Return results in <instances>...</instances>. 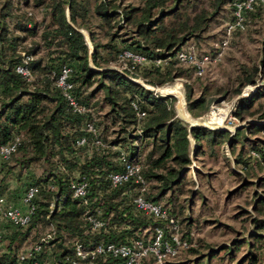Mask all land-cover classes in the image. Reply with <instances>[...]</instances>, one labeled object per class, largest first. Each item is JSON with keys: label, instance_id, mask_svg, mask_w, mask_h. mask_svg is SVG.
<instances>
[{"label": "trees", "instance_id": "obj_1", "mask_svg": "<svg viewBox=\"0 0 264 264\" xmlns=\"http://www.w3.org/2000/svg\"><path fill=\"white\" fill-rule=\"evenodd\" d=\"M234 1L209 0V10L205 5L197 9L198 0H139L137 5H123L124 0H0V144L17 139L15 152L0 164L1 178L14 171L19 177L24 172L29 175L32 166L41 168L39 176H28L18 204L14 203L21 204L30 186L38 187L30 221L22 226L1 224L0 264H17L18 255L27 248L23 244L33 241L32 247L44 237L38 264H89L75 257L76 242L90 246L100 241L129 243L152 236L157 225L170 237L165 220L135 208L134 184L111 186L108 175L122 169L121 152L140 164L147 184L145 198L163 206L177 220L182 221L183 206L177 202L186 191L191 156L207 152L217 158L223 143L233 155L239 145L233 159L242 172L233 174L245 182L242 188L247 187L246 178L253 174L244 145L263 158L264 142L248 138L246 132L264 131V123H252L233 133L204 126L189 128L175 116L173 96L154 93L135 82L142 79L160 87L175 78H187L174 68L179 63L177 52L193 49L189 40L197 38L226 4L231 5V22ZM263 8L264 3L256 1L245 13V29H235L230 38L244 32L250 18L259 17ZM127 26L132 28L121 34ZM124 50L162 62L144 66L128 60L124 68H114ZM19 65L29 70L30 77L17 72ZM64 66L71 68L69 93L84 111L74 110L57 85ZM257 78L264 80V36L254 64L242 66L236 92L255 85ZM184 87L189 114L198 117L206 112L210 100L205 90L195 96L191 84ZM262 98L264 83L237 100L233 115L244 120L259 114L258 119L264 120ZM95 111L102 112L98 121ZM87 123L94 126V132L86 130ZM82 137L85 144L78 145ZM72 180L86 181L87 202L73 197ZM256 180L264 185V177ZM3 183L0 195L6 196L1 191ZM254 199L253 210L263 217L251 216L246 236L221 248L224 255L233 257L245 246L237 264H264V195L254 192ZM87 216L103 225L94 229ZM43 230L47 231L38 237ZM209 249L192 264H210L218 252ZM122 263L120 257L98 255L91 264ZM140 264L156 263L148 258Z\"/></svg>", "mask_w": 264, "mask_h": 264}, {"label": "rangeland", "instance_id": "obj_2", "mask_svg": "<svg viewBox=\"0 0 264 264\" xmlns=\"http://www.w3.org/2000/svg\"><path fill=\"white\" fill-rule=\"evenodd\" d=\"M208 2L209 0H198L196 8L200 9L205 5V8L212 10L208 6ZM127 4L137 5L139 4V0H124L123 5ZM189 10L191 11V9ZM230 19L231 5L226 4L208 22L205 30L201 31L197 38L189 40L195 45L192 50H194L198 57L204 54L213 56L217 47L220 46L221 40L224 38V29ZM248 24L244 32L236 33L230 38L226 47L219 48L222 52L221 58L206 64L201 75H197L195 69H191V65L178 63L174 65V68L187 74L185 75L187 78L178 77L160 87L152 86L142 79L135 80L140 84L151 86L161 92L165 88H176L182 95L184 108L188 114L184 85L186 83L191 84L195 96L205 90L207 99L210 100L208 102V109L198 117H192L189 114L193 119L202 120V118L210 113L211 105L214 104L226 114L224 126L242 125V127H246L252 123L263 124L264 120L258 119L259 114L246 116L244 120H240L233 115L237 100L241 97L250 96L259 85L264 83V80L257 78L255 85H246L241 87L239 93L236 92L240 87L239 79L242 66L251 67L258 58L259 48L264 36V8L260 16L251 17ZM131 28V26H127V31H122L121 34L128 33V30ZM83 32L86 36L84 30ZM122 65L123 62L119 60V62L114 63L112 66L122 69ZM171 94L170 96L174 97L175 116L187 123V119L184 118L179 108L180 96L177 93ZM261 102L264 104V98L261 99ZM100 114L102 112H94L97 121ZM209 118L207 117L204 120ZM117 128V126L114 127V130ZM248 132H246L248 138L256 140L258 143L260 141L264 142V131H257L256 133ZM191 148L192 150L194 149L192 141ZM244 149V154L251 158L253 174L251 177L246 178V182L249 183L246 188L241 187L245 182H239V178L233 174V172H242L240 166L236 165L233 159L239 150V145L235 148L233 155L230 153L228 144L223 143L219 147L217 158L209 156L207 152L196 157L191 156L190 171L186 177L188 180L185 185L186 191L184 195L179 197L177 202V205L183 206L182 214L179 217L182 221L176 219V233L178 237L183 238L187 242V245L181 248L177 256L170 258L166 264H192L195 258L205 256L209 252V248L216 249L218 252V255H215L210 260V264H237L239 259L243 258L246 250L245 246L237 250L233 257L224 255V250L221 248L232 246L235 240L242 238L244 235L246 236L251 216L263 217L262 214L253 210V206L256 204L254 192L264 195V185L257 184L256 180L257 177H264V157L262 158L260 154H257L256 151L246 144L244 145ZM252 151L256 154L253 155ZM256 160L259 162H256ZM8 164L12 166L13 162L9 161ZM31 170L29 175H33L34 177L39 176L41 173L39 166H32ZM15 172L5 174L3 178H1L2 173H0V183L4 182L3 190L1 191L6 194L11 202L18 204L22 191L28 182L27 178L29 175L27 172H24L19 177ZM46 231H41L38 237ZM32 243L33 241H27L22 247H30ZM243 264L246 263L244 262Z\"/></svg>", "mask_w": 264, "mask_h": 264}, {"label": "built area", "instance_id": "obj_3", "mask_svg": "<svg viewBox=\"0 0 264 264\" xmlns=\"http://www.w3.org/2000/svg\"><path fill=\"white\" fill-rule=\"evenodd\" d=\"M256 1L264 0H235L232 3L233 8V19L228 22L225 28L226 36L221 40L220 46L217 47L213 56L204 54L197 56L194 50H181L177 52L176 59L181 64H187L194 66L195 73L201 75L204 71V66L212 61H217L221 58L222 52L219 48H224L229 42V38L235 29H245V13L250 10ZM131 61L134 64L149 66L151 64L160 65V59H149L144 55L133 53L129 50H124L120 55V61L123 62L122 68L126 66L127 61ZM17 72L24 76L30 77V72L25 67L19 65L16 68ZM71 68L64 66L62 72L58 78L57 85L62 88L64 95L66 96L69 104L76 111H84V108L78 104V102L70 95L69 90L72 85L67 81ZM154 91V93L165 96L167 92L157 91L151 86L144 85ZM220 109L214 104L211 105L210 113L220 114ZM207 114L202 120L206 119ZM143 116L144 113H140ZM221 115V114H220ZM226 114L224 113L223 118L220 122H212L210 125L205 124L209 127L229 128L231 132L234 131V126H224ZM204 124V123H203ZM86 130L94 132V126L91 123L86 124ZM86 139L84 137L77 141L78 145L85 144ZM96 143H100L97 141ZM17 146V139L14 142L8 144H0V164L9 159V157L15 152ZM252 154L256 153L252 151ZM119 161L122 164V169L119 171L111 172L108 175V180L113 187L123 185L125 183H132L136 186V195L132 202L135 208L146 216L153 217L158 220H165L166 227L169 229L170 237H166L164 228L157 225L154 227L152 236L145 238H136L129 243L120 242H104L100 241L94 246L85 245L82 242H76L74 244L75 257L78 260L84 261L91 264L98 255H111L114 257H120L123 259L122 264H140L144 259L153 258L156 264H165L170 258L177 256L179 250L187 245L185 240L177 235V222L176 219L169 216L167 210L155 202L149 201L145 198L144 194L147 190V184L145 179L140 173V164L127 158L124 152L120 153ZM72 195L75 198L87 202V183L83 180H72L69 184ZM38 187L30 186L24 193L21 204L16 205L10 202L6 196L0 195V243L2 242L3 229L1 224L9 223L14 226L26 225L35 210V206L32 200ZM87 219L92 223L94 229L99 228L103 225V222L97 220L92 216H87ZM46 242V237L34 244L32 247H27L19 255L17 264H38L37 255L42 251L43 244ZM75 263V261H73Z\"/></svg>", "mask_w": 264, "mask_h": 264}, {"label": "bare ground", "instance_id": "obj_4", "mask_svg": "<svg viewBox=\"0 0 264 264\" xmlns=\"http://www.w3.org/2000/svg\"><path fill=\"white\" fill-rule=\"evenodd\" d=\"M163 92H170V93H177L180 98H181V101H180V104H179V108H180V111L182 113V115L184 116V118L187 119V121L189 122H197V123H204V124H211L212 122H220L221 119L223 118V115L225 112H222L220 111V114L218 113H214V112H211V114L208 116L210 117L209 119L207 120H197V119H193L189 116V114L186 112L185 108H184V104H183V101H182V95L180 93L179 90H177L176 88H165V89H162Z\"/></svg>", "mask_w": 264, "mask_h": 264}, {"label": "water", "instance_id": "obj_5", "mask_svg": "<svg viewBox=\"0 0 264 264\" xmlns=\"http://www.w3.org/2000/svg\"><path fill=\"white\" fill-rule=\"evenodd\" d=\"M135 82H137V81L135 80ZM170 95H172V94H171V93H167L165 96H170ZM186 122L189 124V128H191V127H193V126L202 125V126H204V127H206V128H209V129H218V128H215V127H209V126H206V125L203 124V123L188 122V121H186ZM240 127H242V125L235 127V128H234V131H235L237 128H240ZM221 129H225V130H228V131H229V129L226 128V127H221Z\"/></svg>", "mask_w": 264, "mask_h": 264}, {"label": "crops", "instance_id": "obj_6", "mask_svg": "<svg viewBox=\"0 0 264 264\" xmlns=\"http://www.w3.org/2000/svg\"><path fill=\"white\" fill-rule=\"evenodd\" d=\"M191 141V140H190Z\"/></svg>", "mask_w": 264, "mask_h": 264}]
</instances>
